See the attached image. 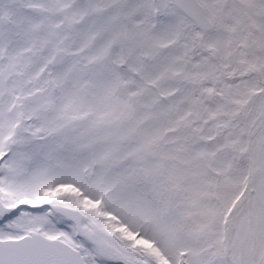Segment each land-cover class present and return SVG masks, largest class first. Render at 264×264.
I'll return each instance as SVG.
<instances>
[{
    "label": "snow or ice",
    "instance_id": "snow-or-ice-1",
    "mask_svg": "<svg viewBox=\"0 0 264 264\" xmlns=\"http://www.w3.org/2000/svg\"><path fill=\"white\" fill-rule=\"evenodd\" d=\"M0 264H264V0H0Z\"/></svg>",
    "mask_w": 264,
    "mask_h": 264
}]
</instances>
